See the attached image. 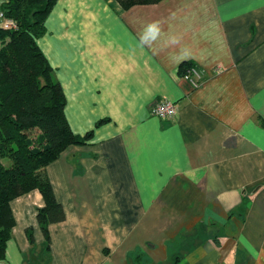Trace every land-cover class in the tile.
<instances>
[{"label": "crops", "instance_id": "0c3cea01", "mask_svg": "<svg viewBox=\"0 0 264 264\" xmlns=\"http://www.w3.org/2000/svg\"><path fill=\"white\" fill-rule=\"evenodd\" d=\"M38 43L94 135L46 167L66 213L49 253L34 189L0 264H264V0H57ZM163 99L173 120L151 112Z\"/></svg>", "mask_w": 264, "mask_h": 264}, {"label": "trees", "instance_id": "16d2710c", "mask_svg": "<svg viewBox=\"0 0 264 264\" xmlns=\"http://www.w3.org/2000/svg\"><path fill=\"white\" fill-rule=\"evenodd\" d=\"M125 8L161 0H118ZM57 0H8L1 11L14 19L17 28L0 24V260L16 223L13 199L34 189L40 190L45 204L37 218L44 233L43 254L50 250L49 226L63 221L65 209L54 193L46 172L70 145L92 139L94 130L76 134L66 115V95L54 76V68L38 43L46 33V19ZM183 62L180 74L191 68ZM105 120L98 121L99 126ZM34 246V235L29 231ZM137 264L149 259L144 252Z\"/></svg>", "mask_w": 264, "mask_h": 264}, {"label": "built area", "instance_id": "2783aa9c", "mask_svg": "<svg viewBox=\"0 0 264 264\" xmlns=\"http://www.w3.org/2000/svg\"><path fill=\"white\" fill-rule=\"evenodd\" d=\"M0 18H2L6 28H17V22L14 19L6 18L2 11L0 12ZM184 76L197 86L203 78V72L201 69L192 66L185 72ZM151 112L162 120H173L178 114V106L174 101L163 99L154 104Z\"/></svg>", "mask_w": 264, "mask_h": 264}, {"label": "clouds", "instance_id": "9594fccd", "mask_svg": "<svg viewBox=\"0 0 264 264\" xmlns=\"http://www.w3.org/2000/svg\"><path fill=\"white\" fill-rule=\"evenodd\" d=\"M147 31L148 32H152V33H158L159 31V28H158V25L157 23H153V24H150L148 27H147Z\"/></svg>", "mask_w": 264, "mask_h": 264}, {"label": "rangeland", "instance_id": "374dc122", "mask_svg": "<svg viewBox=\"0 0 264 264\" xmlns=\"http://www.w3.org/2000/svg\"><path fill=\"white\" fill-rule=\"evenodd\" d=\"M156 103H157V102H156ZM156 103H155V104H156Z\"/></svg>", "mask_w": 264, "mask_h": 264}]
</instances>
